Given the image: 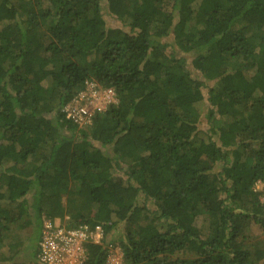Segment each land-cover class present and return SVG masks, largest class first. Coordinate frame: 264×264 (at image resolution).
<instances>
[{"label": "trees", "instance_id": "trees-1", "mask_svg": "<svg viewBox=\"0 0 264 264\" xmlns=\"http://www.w3.org/2000/svg\"><path fill=\"white\" fill-rule=\"evenodd\" d=\"M90 83L117 103L80 125ZM257 182L264 0H0V264L54 218L102 227L84 264H264Z\"/></svg>", "mask_w": 264, "mask_h": 264}, {"label": "built area", "instance_id": "built-area-1", "mask_svg": "<svg viewBox=\"0 0 264 264\" xmlns=\"http://www.w3.org/2000/svg\"><path fill=\"white\" fill-rule=\"evenodd\" d=\"M115 98L112 88H100L95 83H90L64 107V112L66 117L85 125L90 122L92 115L103 111L109 104H114ZM259 186L263 191L260 200L264 204V183L257 182L256 187ZM103 241L104 232L98 224L90 227L87 225L67 227L62 219H44L35 261L19 264H84L86 243L102 244ZM106 246V264H109L110 251L119 250L121 256V250L117 244L109 243Z\"/></svg>", "mask_w": 264, "mask_h": 264}, {"label": "rangeland", "instance_id": "rangeland-1", "mask_svg": "<svg viewBox=\"0 0 264 264\" xmlns=\"http://www.w3.org/2000/svg\"><path fill=\"white\" fill-rule=\"evenodd\" d=\"M106 21L107 22H109L110 24H112V25H116V26H120V24L118 23V21H111L110 20V18H108V16H106ZM114 104L115 103H117V98H115V100H114V102H113ZM205 120L204 119H202V125H205ZM258 189H260V186L258 187ZM255 234H259V235H256L255 236V234H254V237L255 238H257V239H260V238H263L262 237V234H260V229H258V228H254L253 230H252ZM108 238H109V236H107ZM263 243H264V239H263ZM114 245L115 244H117L116 242H114L113 243ZM110 254H111V257H110V259H109V264H111V263H116L117 262V264H123V262H122V258H121V256H120V251L119 250H115V249H113V250H111L110 251Z\"/></svg>", "mask_w": 264, "mask_h": 264}]
</instances>
